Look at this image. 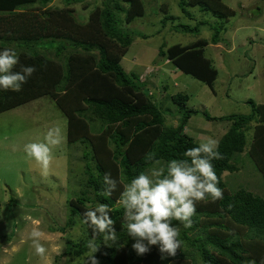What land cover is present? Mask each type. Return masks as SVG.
<instances>
[{
    "label": "trees",
    "instance_id": "1",
    "mask_svg": "<svg viewBox=\"0 0 264 264\" xmlns=\"http://www.w3.org/2000/svg\"><path fill=\"white\" fill-rule=\"evenodd\" d=\"M53 1L0 0V51L13 48L19 54V64L13 71H20L21 65L36 68L21 91L0 90V113L49 95L68 118V141L88 140L91 145L97 174L87 163L86 187L93 189V193L86 189L82 195L71 198L67 224L62 228L56 225L54 230L66 232L75 225L77 216L83 221L90 206L94 209L102 203L113 209L110 215L115 221L117 239L105 241L103 234L95 237L99 264H262L264 196L244 188L232 192L224 175L239 169L236 155L245 152L264 177V103L249 100L253 108L249 115L212 116L206 110L189 107L190 95L179 91L170 97L180 115L175 125L171 120L175 116L168 117L160 108L147 80L129 73L122 64L134 33L122 26L123 19L118 13L124 12L127 22L144 15L143 0H124L129 8L122 5V0L103 1L82 22L76 18L79 8L76 4L82 3L86 9L91 2L63 0L65 6L58 7L51 5ZM36 3L40 4L23 8ZM179 4L184 12L187 6L195 5L226 20L235 13L223 0H180ZM168 19L175 21L174 16H166L164 23ZM179 27L184 32H199L198 25L178 24ZM223 27H216L210 40L199 38L167 48L163 44L159 55L215 91L218 68L205 49L210 43L220 44ZM49 47L56 50L51 53L54 57L48 55ZM66 50L64 62L60 58ZM200 112L208 120L230 122L219 139L218 151L224 158L212 161L217 176L223 177L218 187L223 189L224 198L213 202L208 197L197 202L190 228L173 221L180 229L182 241L175 256L162 254L157 245L138 255L131 246L134 240L127 234L124 210L117 200L124 186L139 173L158 165L166 171L172 159L191 162L183 153L199 146V142L187 133L186 127L191 117ZM98 120L102 123L95 129ZM248 138L251 140L247 146ZM106 172L117 180V189L110 197L103 195ZM83 224L86 238L67 237L62 255L56 256L54 264H60L62 256H69L66 264H77L75 258L86 260L91 254L87 244L93 231ZM257 245H261L260 253Z\"/></svg>",
    "mask_w": 264,
    "mask_h": 264
},
{
    "label": "rangeland",
    "instance_id": "2",
    "mask_svg": "<svg viewBox=\"0 0 264 264\" xmlns=\"http://www.w3.org/2000/svg\"><path fill=\"white\" fill-rule=\"evenodd\" d=\"M85 1L91 2L86 9L82 8V3L76 4L79 8L74 5L76 18L81 22L88 19L96 5L106 0ZM143 2L144 15L130 22L124 19V12L118 13L123 19L122 26L134 33V41L123 56L122 64L129 73L147 80L164 113L168 117L175 116L171 118L175 125L180 115L170 97L179 91L190 95L189 107L206 110L212 116L249 115L253 109L249 100L264 103V0H223L235 10L228 20L195 5L187 6L184 12L180 0ZM39 4L23 8L31 9ZM51 5L65 6L63 0H54ZM122 5L129 8L124 0ZM166 16H174L175 21L168 19L164 23ZM178 24L198 25L199 32H184L181 27L177 29ZM220 25L224 26L220 44L210 43L205 49L218 68L215 91L159 55L163 44L167 48L199 38L210 40ZM50 47L47 53L53 56L52 50H56ZM67 52H62L64 55L60 58L64 62ZM164 85H167L166 90ZM101 123L96 121L95 129H99ZM228 125L227 120H208L200 112L191 117L186 131L199 143L209 137L219 141ZM52 127H59L64 139L54 149L49 174L44 176L36 161L26 156L24 145L42 139ZM250 140L248 138L247 146ZM90 149L88 140L84 143L68 141V118L49 95L0 113V264H54L56 256L62 255L67 237L86 238L85 226L78 216L75 225L66 232L54 229L56 225L62 228L67 224L68 201L87 189L86 164L90 163L93 174H97ZM235 162L239 169L224 175L229 189L233 192L244 188L264 196V177L251 158L243 152L236 155ZM87 190L93 193V189ZM34 219L41 221L39 227L44 233L41 242L48 248L45 258L38 257L31 247L29 233ZM255 248L260 253L261 245ZM53 249H59V254ZM67 260L69 256H62L59 263L66 264ZM75 260L77 264L85 261L80 257Z\"/></svg>",
    "mask_w": 264,
    "mask_h": 264
},
{
    "label": "clouds",
    "instance_id": "3",
    "mask_svg": "<svg viewBox=\"0 0 264 264\" xmlns=\"http://www.w3.org/2000/svg\"><path fill=\"white\" fill-rule=\"evenodd\" d=\"M19 64V54L13 48L0 51V90L21 91L22 85L36 71L35 66L21 65L20 71H13ZM161 108V107H160ZM64 137L59 127L49 128L42 139L28 142L24 152L28 158L39 165L41 174L47 176L54 159V149ZM219 141L211 137L199 143V146L188 148L183 153L191 162L183 159L168 161L164 167H155L148 172H141L128 184L117 200L123 207V219L127 234L134 242L132 248L138 255L150 250L149 246L157 245L159 251L175 256L182 241L179 239L180 229L173 224L178 221L185 228L193 225L192 217L196 214V203L211 197V200H222L223 189L218 187L222 176L218 177L213 160L223 159L218 151ZM158 163V162H157ZM107 186L103 195L110 197L117 189V180L109 172L104 175ZM232 206L229 205V208ZM112 208L107 204H98L84 212L83 223L93 231V238L88 241L90 255L85 264H99L95 253L99 250L95 237L103 234L105 241H116L115 221L110 213ZM41 221L32 220L33 227L29 233L31 247L38 257L45 258L48 248L41 241L44 233L40 229ZM147 241V243H145ZM59 254V249H53ZM264 264V262H262Z\"/></svg>",
    "mask_w": 264,
    "mask_h": 264
}]
</instances>
